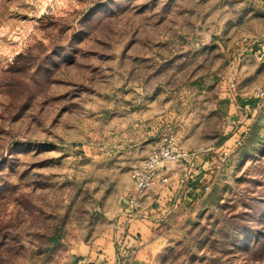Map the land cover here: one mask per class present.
Here are the masks:
<instances>
[{
    "label": "rangeland",
    "instance_id": "obj_1",
    "mask_svg": "<svg viewBox=\"0 0 264 264\" xmlns=\"http://www.w3.org/2000/svg\"><path fill=\"white\" fill-rule=\"evenodd\" d=\"M148 135L208 190L146 262L264 264V0H0V264H71Z\"/></svg>",
    "mask_w": 264,
    "mask_h": 264
},
{
    "label": "crops",
    "instance_id": "obj_2",
    "mask_svg": "<svg viewBox=\"0 0 264 264\" xmlns=\"http://www.w3.org/2000/svg\"><path fill=\"white\" fill-rule=\"evenodd\" d=\"M246 103L250 111L247 120L250 121L254 118L257 98ZM219 108H225L231 113L236 106L225 102L224 106L220 103ZM236 136L239 137L238 134ZM157 143L155 135L145 136L144 139L127 144L124 151L119 150V157H126L125 167L132 170ZM204 167L205 161L200 157H196L190 164L164 163L161 168L162 178L141 197L138 211H132L128 201L135 194L134 182L132 178L123 179L122 174L115 186L111 185L117 192L96 203L95 209L100 212V216H105V224L93 233V239L85 240L71 249V264H121L120 256L129 252L136 253L135 262L129 264H148L147 256L155 242L153 237L166 217L181 200H195L204 192Z\"/></svg>",
    "mask_w": 264,
    "mask_h": 264
},
{
    "label": "built area",
    "instance_id": "obj_3",
    "mask_svg": "<svg viewBox=\"0 0 264 264\" xmlns=\"http://www.w3.org/2000/svg\"><path fill=\"white\" fill-rule=\"evenodd\" d=\"M246 134L247 131L242 134L240 140H242ZM191 161L190 154L176 146L173 135H169L162 145L156 146L144 159L140 160L131 171L135 194L130 197L128 201L132 211H138L140 209L141 197L162 178L161 168L164 163L181 162L183 164H190ZM204 190L207 191L208 187L205 186ZM122 264H125V262L123 261Z\"/></svg>",
    "mask_w": 264,
    "mask_h": 264
}]
</instances>
